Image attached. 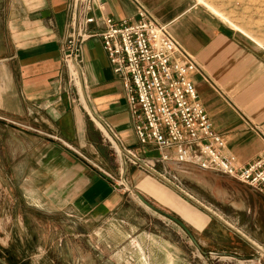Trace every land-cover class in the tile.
Returning a JSON list of instances; mask_svg holds the SVG:
<instances>
[{
    "label": "crops",
    "instance_id": "0c3cea01",
    "mask_svg": "<svg viewBox=\"0 0 264 264\" xmlns=\"http://www.w3.org/2000/svg\"><path fill=\"white\" fill-rule=\"evenodd\" d=\"M71 1L0 0V148L22 158L27 197L97 218L135 190L200 233L215 222L241 249H263L264 194L218 173L159 163L158 152L134 135L123 87L99 38L83 46V105L73 101L61 61ZM140 7L198 65L189 78L225 141L224 155L238 167L263 157L264 19L256 21L260 28L237 29L196 0H101L95 14L130 22ZM97 123L114 137L117 158ZM168 170L186 188L159 183Z\"/></svg>",
    "mask_w": 264,
    "mask_h": 264
},
{
    "label": "rangeland",
    "instance_id": "374dc122",
    "mask_svg": "<svg viewBox=\"0 0 264 264\" xmlns=\"http://www.w3.org/2000/svg\"><path fill=\"white\" fill-rule=\"evenodd\" d=\"M196 2L237 29L252 30L264 19V0ZM71 89L73 101L83 105V92L78 97ZM100 133L112 158H117L116 144ZM2 135L0 126V143ZM20 159L3 155L0 148V264H264V248L241 249L215 222L200 233L135 190L103 217L76 216L69 208L54 210L43 197H27L30 189L26 172L18 168ZM158 180L169 187L179 182L169 170Z\"/></svg>",
    "mask_w": 264,
    "mask_h": 264
},
{
    "label": "built area",
    "instance_id": "2783aa9c",
    "mask_svg": "<svg viewBox=\"0 0 264 264\" xmlns=\"http://www.w3.org/2000/svg\"><path fill=\"white\" fill-rule=\"evenodd\" d=\"M100 1L72 0L68 10L62 61L77 96L83 92V46L99 38L123 87L134 135L140 145L158 152L159 163L218 173L264 194V156L238 167L224 155L225 141L213 129L189 78L199 71L192 57L142 7L135 21L116 23L95 14Z\"/></svg>",
    "mask_w": 264,
    "mask_h": 264
},
{
    "label": "bare ground",
    "instance_id": "6f19581e",
    "mask_svg": "<svg viewBox=\"0 0 264 264\" xmlns=\"http://www.w3.org/2000/svg\"><path fill=\"white\" fill-rule=\"evenodd\" d=\"M100 127H101V129H102V131H104V133L109 137V139L111 140V141H113L114 139V137L110 134V132L104 127V126H101L99 123H97ZM99 127V128H100ZM264 253V252H263Z\"/></svg>",
    "mask_w": 264,
    "mask_h": 264
},
{
    "label": "water",
    "instance_id": "95a60500",
    "mask_svg": "<svg viewBox=\"0 0 264 264\" xmlns=\"http://www.w3.org/2000/svg\"><path fill=\"white\" fill-rule=\"evenodd\" d=\"M145 203V202H144ZM146 205H148L147 203H145ZM149 206V205H148ZM150 208H153V207H151V206H149ZM157 211V210H156ZM157 212H159V211H157ZM177 222V221H176Z\"/></svg>",
    "mask_w": 264,
    "mask_h": 264
}]
</instances>
